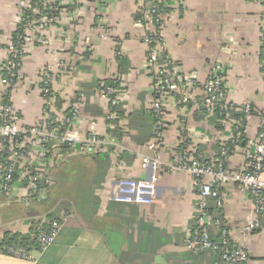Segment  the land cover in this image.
Here are the masks:
<instances>
[{
    "label": "crops",
    "instance_id": "1",
    "mask_svg": "<svg viewBox=\"0 0 264 264\" xmlns=\"http://www.w3.org/2000/svg\"><path fill=\"white\" fill-rule=\"evenodd\" d=\"M9 2L0 0V30L5 28L11 32L15 25L16 11ZM143 4L144 0H79V38L65 35L68 26L64 24L65 16L62 17V27L53 25L56 31L49 28L45 31L44 43L35 42L33 46L30 43L19 70L22 83L15 85L11 91V96L14 94L11 104L19 116L20 125L44 121V114L48 110L38 88V77L47 64H52L54 71L60 66L61 70L57 71L59 74L52 84L56 99L59 98L66 105L74 100L73 96L77 92H82L85 97L83 105H80L79 117L74 120V128L81 134L91 132L106 137L108 124L105 111L108 104L94 91V87L99 80L118 82L121 89L119 104L124 110L123 116L118 118V125L128 133L122 140L117 139L120 145L118 149L135 158L130 162L116 161L111 155L104 182L108 194L105 199H112L111 193H108L109 186L112 187L119 179H142L149 174L143 172L139 157L136 156V153L143 154L146 151L136 148L141 145L136 141L141 138L139 127H132L129 123L132 118L140 120V117L132 115L142 114L151 101V83L145 69L147 51L137 40L140 27L132 22L133 12ZM168 5L173 15L168 31L172 37L175 28L181 29L184 34L183 39L176 41L175 37L172 38L171 55L185 67L196 69L202 79L206 72V62L211 58L220 57L226 62L224 83L231 97L229 102L241 106L249 101L257 112V115L253 113L247 117L245 126L246 139H253L260 123L259 112L264 110V83L259 77V0H170ZM85 15L90 17L89 30L84 26ZM105 26L111 37L107 35V39L102 40L101 30ZM230 38H233L234 43L230 42ZM115 40L122 44L119 46L120 54L127 62L124 70L119 69L115 60ZM230 50L234 52L233 55L229 53ZM6 52L0 49V65L5 61ZM65 63L67 66H64ZM172 108L174 106H168L165 111L170 113ZM115 117L117 115L114 114L113 119ZM190 118L199 131L206 133H199L198 138L201 135L210 138L208 150L203 154H215L213 144L230 139L227 127L224 131H217L202 118ZM177 128L174 125L165 131L164 150L159 152L161 159L166 160L169 156L166 153L176 142ZM247 150L248 144L236 147L227 161L228 167H241L250 153ZM55 160L60 161L61 157L57 156ZM58 162H53L48 168V180L54 185L58 181L53 176L57 171L55 163ZM223 185L219 191L223 218L233 237L240 240L247 250L249 257L246 264H264V214L258 217L260 226L257 231L242 234L239 228L251 216V198L230 182ZM156 187L152 203L124 205L126 223L122 228L115 229L116 220H113L106 201L101 199L94 225L106 222L108 229L104 234L101 228L94 225L93 228L79 225V219L73 220L78 214L71 215L61 225L56 238L46 250L32 252V259L27 260L7 255L0 249V264H223L213 251L193 254L185 248L186 229L192 226L194 214L191 176L183 171H166L165 174L160 173ZM96 194L102 197L103 192L97 189ZM11 199L7 201L0 197V240L4 232L27 233L30 218L43 220L47 213L44 207L36 203L24 206L19 195ZM14 204H20L22 211L13 212ZM117 231L123 234V239Z\"/></svg>",
    "mask_w": 264,
    "mask_h": 264
},
{
    "label": "built area",
    "instance_id": "2",
    "mask_svg": "<svg viewBox=\"0 0 264 264\" xmlns=\"http://www.w3.org/2000/svg\"><path fill=\"white\" fill-rule=\"evenodd\" d=\"M52 1L54 2V0H43V3L48 4L50 7ZM262 1L264 2V0ZM69 2L70 0H58V5L64 6ZM166 17L164 15L160 17L159 29L164 28L165 23L167 24L165 21ZM145 18L152 23L148 14L145 15ZM39 19L38 21L44 24L51 21L46 16ZM155 20L158 24V18ZM134 25L140 27L141 23L137 21ZM29 29H35L34 21L26 32ZM161 33L162 30H160L159 37L141 35L139 39L141 42L148 44L154 42L157 38L161 41ZM26 39L27 36L24 37V44L17 47L10 44V39L5 44L9 46V49H7L8 54L5 61L0 65V77L2 66H4L11 78L16 77L15 71L22 64L23 55L26 54ZM1 44L4 45L0 42ZM147 52L146 72L151 83V94L155 96V99L150 101L148 109L159 111L161 108L166 110L168 106H174L175 110L180 111L179 115H182V111L186 109L183 103L191 99L192 92L190 90L196 87L202 89L198 100L200 101L199 104L204 107L206 116L212 115L216 109L225 113L227 108H231L233 105L227 101V94L220 87L222 68H219L217 63H214L215 68L200 83L197 71H184L180 69V66L175 65L169 57L165 56L162 58L156 51L147 50ZM116 53L120 54L121 51H115ZM52 66V64H47L38 80V88L44 97L48 110L44 114V123L42 125L31 127L20 125L18 123L19 116L12 104L7 106L0 104V195L9 197L19 195L24 201L46 197L47 190L39 184V180L45 173L47 163L49 149H47L46 143H52L51 147L55 148L67 145L74 150L79 148V150L88 152H96L108 146L120 148L119 141L115 138L101 137L91 132L81 135L74 128V120L77 118V116L75 117V109H71L70 114L65 116L57 112L56 97L53 92L50 75ZM261 68L264 80V61L261 64ZM119 90V87L104 84L102 81L96 83L95 92L107 100L108 109L105 112V118L109 121L108 126L110 127L114 113L111 112L109 106L119 105ZM178 93H181L179 98H173ZM2 94L4 95L5 93ZM84 101L85 97L83 94L79 98V106L83 105ZM245 104H243L242 108L246 117L249 115L251 107L250 103ZM52 117L58 121V125H53ZM242 124V119H239L231 121V126H226L230 132V139L235 140L241 136L240 127ZM232 126L233 131H231ZM63 127L66 130H63ZM153 129L155 138L149 143L145 153H136L143 172H149V174L142 179L122 178L116 181L112 185V199L127 204L146 205L152 203L157 190L156 182L160 175L159 169L169 172H186L192 177L191 189L194 196L193 222L195 228L186 229L185 248L195 253L209 249L214 253L219 252L221 259L228 264H245L248 260V252L243 243L233 237L226 223H222L221 220L214 219L211 216L207 208V202L212 199L217 206L222 204L220 194L216 189L212 188L213 182L218 184L236 183L238 188L251 198L253 204L251 216L239 228V231L242 234H247L254 232L260 226L258 217L264 214V115L261 117L254 138L248 142V147H253V151L247 156L246 168L235 172L225 170L226 148H221L219 152L212 155V158L208 154L210 162L199 161L194 158L196 150H194L193 146H185L182 143L185 139L182 137H179L178 142L174 143L169 153H166L169 155L165 158L166 160L161 159L159 152L164 150V133L160 130L158 123L154 125ZM179 129L182 130V128ZM203 136L201 135L200 138ZM204 138L206 137L204 136ZM204 142L207 143L208 141ZM44 182L45 184H50L49 180ZM211 225L220 226L217 242L211 240L209 234ZM58 230L59 225L54 224L49 231L39 233L38 238L41 250L47 249L53 243ZM6 251L8 255L15 258L32 259L31 252L22 247L9 246Z\"/></svg>",
    "mask_w": 264,
    "mask_h": 264
},
{
    "label": "trees",
    "instance_id": "3",
    "mask_svg": "<svg viewBox=\"0 0 264 264\" xmlns=\"http://www.w3.org/2000/svg\"><path fill=\"white\" fill-rule=\"evenodd\" d=\"M23 1V0H22ZM77 0H70L69 3H67L64 6H59L58 5V0H54V2H51V6L49 7L48 4L43 3V0H26L23 7H21L20 12L18 13V21L15 23L14 28L10 32V44L12 46H20L24 44V37L27 35L26 30L30 26V24L34 21L35 23V28H36V34H39L37 28L39 29L40 32H45L47 31L48 28L53 27V25H58L57 21H60L63 15L65 14L66 11H71L73 10L77 4ZM170 3V0H144V4L141 7H138L135 12H133L132 15V22L136 23L137 21H140L141 26L139 28V33L138 35H147L149 37L154 36L159 37L160 30L159 29V21L161 16H167L165 18V21L169 24V27L171 26L172 18L173 15L171 14V7L168 5ZM26 4V5H25ZM38 11V13H36ZM20 14V16H19ZM148 14L149 18L152 20V23L148 21V19L145 18V15ZM46 16L51 19V21L44 26V23L38 21L40 20L39 18ZM156 18H158V24L156 22ZM33 20V21H32ZM37 21V22H35ZM164 21V20H163ZM151 26L154 28L152 29ZM167 30V29H166ZM1 31V30H0ZM104 33H106L108 36L110 35L107 30H104ZM129 35V33H128ZM44 37V36H43ZM140 38V37H139ZM140 40V39H139ZM116 44V52L120 50L119 46L122 44L118 41ZM141 42V40H140ZM143 44V42H141ZM145 47H147L145 45ZM0 49H4L8 52L7 49H9V46L7 45H0ZM263 49H264V42L262 39L261 47H260V66L264 61V56H263ZM6 52V55L8 54ZM161 53L165 56L167 55L166 50L161 49ZM148 52H145V58L147 56ZM24 57V55H23ZM115 60L118 64V67L120 70H124L125 66L127 67V62L126 59L123 55L117 54L115 55ZM213 60L211 59L210 61L206 62V72L204 74V78L202 79L201 75L198 72V78L199 82H203L207 78L208 74V64H211ZM175 65H178L177 62H173ZM180 66V65H179ZM2 74L0 77V101L2 105H9L11 104V91H13L15 85H21V78H19V70L21 68V65L17 68L16 72V77L11 78L4 68L2 66ZM260 72L262 68L260 67ZM203 73V72H202ZM224 68L221 69V76H222V81L220 84L221 89L227 93V89L224 83ZM40 76L38 77L39 80ZM104 84L108 85H114L116 87H119V84L115 80H100ZM264 81V80H263ZM96 86V85H95ZM95 91V87H94ZM202 89L200 87H196L195 89L190 90L192 92V97L183 105L185 104L186 109L182 111L183 116H186V119L184 118L183 120L178 117V114L180 113L179 110H173L170 113L166 112L164 109H160L159 111H156L154 109H146L142 114L138 115H132V116H137L140 117V121L138 118H132L130 123V126L132 127H139V132H140V141L136 139L137 143H141V147H136L137 149L140 148L141 150H145L147 146L149 145L150 142H152L155 138L154 136V125L158 123L160 126V130L164 133L163 138H165V131L167 130L168 127H172L176 125V122L180 123H188L190 121V117L192 116L193 119L198 120L199 118H202L207 121L208 124H211L215 127L217 131H224L227 125L231 126V121L234 120H239L242 119L243 124L240 127L241 131V136L237 139H226V140H220L216 141L212 148L214 147V153H217L221 150V148H226L227 149V157H226V164H225V170L229 172H235L239 171L241 169L244 170L246 168V163H247V158L244 161V164H242L241 167L238 168H232L230 169L228 167L227 161L229 157L232 155V153L235 151V148L238 146H244L247 145L249 140L246 139L245 135V126H246V121L248 115L245 117L244 116V109L241 106H237L233 104L230 107L227 108L225 113L220 112L219 110H214L213 114L210 116H206L205 109L202 107L199 103L200 101L198 100V96L200 95V92ZM2 93H5L4 95ZM80 93L77 92L75 96H73L74 100L69 101L66 105L63 103V101H60L59 98L56 99V107H57V112L60 115H69L70 110L72 107H74L75 104H78L79 98H80ZM181 93L175 94L173 98L175 99L179 98ZM41 97L43 102L45 103L44 97L41 93ZM155 99L154 94H151V101ZM46 104H44L45 106ZM120 105V104H119ZM119 105H114L110 107L111 112L117 115L115 119L111 120V127L107 126L106 128V137L108 138H115L118 140H122L126 134H128L126 131L123 130L121 125H118L120 117L123 116L124 110L120 108ZM250 113L253 114V107L250 103ZM45 108V107H44ZM47 110V106H46ZM99 113V112H98ZM259 116L262 117L264 115V110L260 111ZM256 114V113H255ZM257 115V114H256ZM148 120V123H147ZM261 120V118H260ZM54 122V126L58 125V121L52 117V120ZM150 121V122H149ZM192 121V120H191ZM109 121H107L108 124ZM44 121H37L34 124L27 125V126H38L42 125ZM129 125V124H128ZM144 128V129H142ZM142 129V130H141ZM63 130H66L65 127H63ZM179 130V128L177 129ZM229 131V130H228ZM231 131H233V126L231 127ZM178 132V131H177ZM187 131L185 129L181 130V133L176 135L177 137H182L185 138ZM85 135V134H81ZM102 137V136H101ZM131 137V136H130ZM7 142V141H6ZM244 142V143H243ZM185 146H193L191 145L192 142L188 139L185 138L184 141H182ZM181 143V144H182ZM208 143V142H207ZM207 143H197L195 146H193L194 150L196 152L194 153V158L199 161H204V162H210V158H212V155L209 154L210 158L208 157V154H203L205 153V150L207 149ZM52 143H46L48 154H47V161L46 166L49 165V162L53 164L55 157L58 155H61V162L60 163H68L69 161L67 160L68 158L71 157H76L79 160H85L87 162V166L84 168H80L79 166L76 168L77 172L76 175H74L73 179H71L70 184L67 179H63V177L56 175V178L58 181L57 186H61L59 189L57 186L54 185V183L50 184H45V180H48L49 177L46 174L43 175V177L39 180L40 186L45 187L47 190V195L44 198H35L30 201H24L23 200V205L29 207L32 204H37L40 205L41 207H44V209L47 211L46 215L44 216V219H35L30 218L29 222V229L27 233H12V232H4L1 240H0V249L2 252L7 253V248L9 246H18L27 249L29 252H43L44 250H41L40 242L38 235L40 232H46L49 231L54 224H58L59 228L61 227L64 222H66L71 216H76L74 217L73 220L79 219V225H84L87 228H93V225L95 224V213L97 211L99 202H101V199L106 201V206L108 205L109 210L111 211V215L113 216V220H116V226L115 229L122 228L124 223V215H123V208L124 205H127V203H122V202H117L114 201L113 199H105V196H107L106 193V187H104V182H105V177L107 175V170L110 165V157L111 155L114 157L116 161L119 160H126L127 162H130L133 158H135L133 155L130 153H127L125 151H121L118 148H115L113 146H108L105 147L102 150L96 151V152H88V151H82L79 150V148H76L75 150L67 145H61L59 148L51 147ZM243 144V145H242ZM135 148V146H134ZM139 149V150H140ZM216 149V150H215ZM250 153L253 151V147H248V150ZM246 154V153H245ZM75 169V168H74ZM75 172V171H74ZM73 172V173H74ZM159 172L161 174H165L166 170L159 169ZM58 176V177H57ZM84 176V177H83ZM192 180V177H191ZM64 183H63V182ZM67 181V182H66ZM224 183L218 184V183H212V188L216 189L218 193L220 194V189ZM230 184H234L237 188L238 185L236 183L230 182ZM54 186V188H53ZM66 190H65V187ZM99 189L103 192L102 197L100 195H95V191ZM239 189V188H238ZM0 197L4 200L7 201H12V197L6 196V195H0ZM52 201V202H51ZM49 202L51 204L49 205ZM223 204V203H222ZM217 206L215 204L214 200H209L207 202V208L209 213L214 219H219L221 220L222 223H225V220L223 218V206ZM132 207V206H131ZM64 213V215H62ZM75 214V215H74ZM72 220V221H73ZM96 226V225H94ZM96 228L100 229L101 232H106L108 229V224L105 222V224L99 223ZM192 229L195 228L194 222L192 226L190 227ZM256 229L255 231H257ZM59 231V230H58ZM254 231V232H255ZM209 234L211 237V240L213 242H217L219 238V232H220V226H214L211 225L209 228ZM117 233L121 236L123 239V234L118 232ZM106 236V233H105ZM189 251V250H188ZM205 251H211L209 249L203 250L200 252H192L189 251L193 254H200ZM214 253V252H213ZM217 255V258L219 262L223 264H228L226 261H223L219 255V252H215ZM249 257V256H248ZM246 264V263H245Z\"/></svg>",
    "mask_w": 264,
    "mask_h": 264
},
{
    "label": "rangeland",
    "instance_id": "4",
    "mask_svg": "<svg viewBox=\"0 0 264 264\" xmlns=\"http://www.w3.org/2000/svg\"><path fill=\"white\" fill-rule=\"evenodd\" d=\"M25 1L26 0H10V2H9V4H11V5H13L14 6V8H15V11H16V14H15V17H16V19H15V23H17V21H18V13L20 12V9H21V7H23V5H24V3H25ZM80 1H84V0H80ZM85 2H86V0H85ZM259 2H260V4H261V15H260V24H259V26H258V28L260 29V31L261 32H259V35H260V37H261V39H260V43H262V39H263V33H264V2L262 1V0H259ZM88 3V2H87ZM77 8L76 9H73V10H71L70 12L69 11H66V13L63 15V17H64V20L66 21V22H64V24L66 23L67 24V26H68V29H66L65 28V35H70L71 37H76L77 36V38H79V0H77ZM17 9V10H16ZM71 13L73 14V16H71ZM90 22V17L89 16H86L85 15V23H84V26H86L87 28H88V30H89V27L90 26H88V23ZM14 23V22H13ZM49 22H47V23H45L44 24V26H46L47 24H48ZM57 24H58V26L57 27H60L61 26V24H63V21H57ZM70 26V27H69ZM62 27V26H61ZM64 27H66L65 25H64ZM81 28V27H80ZM151 28L152 29H154L152 26H151ZM168 28H169V24L167 23H165V26H164V29L162 30V40L161 41H159V38H157V39H155L154 40V42H152V43H143V44H140L141 46H144L145 47V45L147 46V47H145V51H147V50H150V51H152V52H157V53H159L160 55H161V57L162 58H164L165 56H167V57H169V59L172 61V62H177L178 63V65L177 66H179L180 65V69H183L184 71H196V69H194V68H187V67H185L182 63H180L178 60H176V59H174L173 58V56L171 55V51H170V49H171V40H172V38L173 37H175V40L177 41V40H179V39H183L184 38V34H183V31L181 30V29H179V28H175L176 29V32L173 34V37H172V33H170L169 31H168ZM49 29H52V31H56V28H53V27H51V28H49ZM101 29V28H100ZM103 30H101V31H103V33L101 34V36H102V40H106L107 39V34L106 33H104V30H107L106 29V26L105 27H103L102 28ZM110 29H112V28H110ZM167 29V30H166ZM37 30H38V32H39V34L37 35L36 34V28L35 29H33V30H30L29 29V31H27L26 32V36H27V39H26V53L29 51V46H30V43H32V46H33V44L35 43V42H41V43H44L45 41H44V34H45V32H40L39 31V29L37 28ZM57 30H58V28H57ZM172 30V29H171ZM108 32H109V30H108ZM61 34H64V31H61L60 32ZM9 35H10V32L9 31H6L5 30V28H2L1 29V31H0V42H2L4 45L5 44H7L8 43V40H9ZM103 36H105V38H103ZM110 37H111V34L109 35ZM139 37H140V35L137 37V40L139 39ZM46 40V39H45ZM230 40V42H232V43H234V40H233V38H230L229 39ZM141 43V42H140ZM161 49H164V50H166V52H167V55H163L162 53H161ZM229 53H232V51L230 50L229 51ZM234 53V52H233ZM233 53H232V55H233ZM146 59V58H145ZM212 60H213V62L211 63V64H208V66H207V68L209 69L208 70V73L209 72H211L212 71V69L213 68H215V64L217 63L218 64V67L219 68H225L226 67V62L224 61L223 62V59L222 58H220V57H213V58H211ZM147 62V61H146ZM215 63V64H214ZM259 65H260V63H259ZM64 66H67V64L65 63V65ZM259 67H261V66H259ZM145 69H146V67H145ZM56 70L57 71H59V70H61L60 69V66H59V68L57 67L56 68ZM182 70V71H183ZM57 71H54L53 69L51 70V73H50V75H51V83L53 84V81L55 80V78L57 77V75L59 74ZM63 72H67V71H63ZM197 74H198V71H197ZM199 76V75H198ZM59 77V76H58ZM259 77H260V80L262 81V84L264 83V81H263V74H262V72H260V74H259ZM199 79V78H198ZM98 82H100V80L99 81H97L96 83H98ZM96 83H95V85H96ZM263 91H264V84H263ZM95 88H96V86H95ZM121 92V89L119 90V93ZM227 95H226V99H227V101H231V97L230 96H228L229 95V93H228V91H227V93H226ZM81 95H82V92H81V94H80V97H81ZM99 95V94H98ZM120 95V94H119ZM100 96V95H99ZM173 102H174V100H173ZM175 103V102H174ZM245 103H249V101H245L244 103H242V104H244V105H246ZM82 106V105H81ZM120 106V105H119ZM243 106V105H242ZM73 109H75L74 111H76V115H75V117L77 116V118L79 117V110H80V106H79V104H75L74 105V107H72V110ZM172 110H174L173 108H172ZM106 112V111H105ZM180 112V111H179ZM252 113H257L256 111H252ZM181 117V119H186V116H183V114L182 115H179L178 114V117ZM251 117L252 116V114H249L248 115V117ZM76 118V119H77ZM176 126L178 127V128H182V130L183 129H185L186 131H187V133H186V136H185V138H188L191 142H192V144L191 145H193V146H195V144H197V143H205L204 141H210V138L209 137H207V136H205L206 138H204V136L202 137V138H198L199 136V133H205V132H203V131H199L198 129H197V126H196V124L193 122V121H189L187 124L186 123H178V122H176ZM177 128V129H178ZM181 133V130L179 129V134ZM206 134V133H205ZM177 135H178V132H177ZM180 137V136H179ZM179 137H177L176 138V142L175 143H177L178 142V140H179ZM185 138H183V139H185ZM207 139V140H206ZM61 157V155H58V158H60ZM69 162L68 163H60L61 162V160L59 161V160H55L56 161V163L58 162V164H56L55 163V165H57V171H55V173L53 174V176L55 177L56 175L55 174H57V175H59V176H61V177H63V179H66L65 177H67V179H68V181H69V184H70V181H71V179H73V177H74V175H76V172H77V170H76V168L79 166V170H80V168H84V167H86L87 166V162L85 161V160H79V159H77L76 157H71V158H68L67 159ZM54 161V162H55ZM47 163H48V161H47ZM53 164H51L50 166H52ZM48 168H50V167H48V165L47 166H45V173L44 174H46L47 173V175H48V172H49V170H48ZM75 168V169H74ZM75 171V172H74ZM74 172V173H73ZM53 176H51V178H53ZM58 177V176H57ZM84 177V176H83ZM49 182L50 183H52L51 182V180H49ZM63 182V181H62ZM67 182V181H66ZM64 183V182H63ZM55 186H57V185H55ZM59 189L61 188V186H57ZM65 187V186H64ZM53 188H54V186H53ZM65 190H66V187H65ZM106 190H107V188H106ZM112 192V187H110L109 186V190H108V193H111ZM106 193H107V191H106ZM108 195V194H107ZM52 202V201H51ZM51 202H49V205L51 204ZM14 206H15V208H12V210H13V212H15V211H17V210H19V211H22V206L20 205V204H14ZM25 210H29L30 212H33L34 210H32V209H25ZM46 250V249H45ZM31 256H32V253H31ZM32 258V257H31ZM30 258V259H31ZM28 260V259H27Z\"/></svg>",
    "mask_w": 264,
    "mask_h": 264
}]
</instances>
